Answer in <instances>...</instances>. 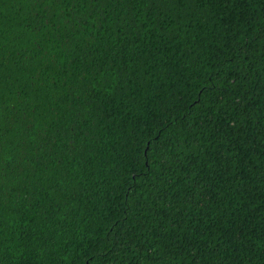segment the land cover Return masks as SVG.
Returning a JSON list of instances; mask_svg holds the SVG:
<instances>
[{"label":"trees","instance_id":"obj_1","mask_svg":"<svg viewBox=\"0 0 264 264\" xmlns=\"http://www.w3.org/2000/svg\"><path fill=\"white\" fill-rule=\"evenodd\" d=\"M0 264H264V0H0Z\"/></svg>","mask_w":264,"mask_h":264}]
</instances>
